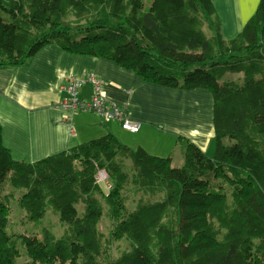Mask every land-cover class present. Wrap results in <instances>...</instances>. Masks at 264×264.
Returning <instances> with one entry per match:
<instances>
[{"label":"trees","instance_id":"trees-1","mask_svg":"<svg viewBox=\"0 0 264 264\" xmlns=\"http://www.w3.org/2000/svg\"><path fill=\"white\" fill-rule=\"evenodd\" d=\"M49 46L160 87L209 91L215 152L182 141L174 167L109 134L28 163L13 158L0 123V264H16L20 246L24 264H264V0L232 40L211 0H0V70ZM7 187L34 223L52 214L67 224L62 235L44 228L19 246L7 232Z\"/></svg>","mask_w":264,"mask_h":264},{"label":"crops","instance_id":"crops-1","mask_svg":"<svg viewBox=\"0 0 264 264\" xmlns=\"http://www.w3.org/2000/svg\"><path fill=\"white\" fill-rule=\"evenodd\" d=\"M211 1L226 40L241 33L260 3ZM89 75L100 80L109 100L142 124L137 134H130L119 123L103 120L94 113L71 116L58 108L65 97L61 87L66 80ZM91 95L92 85L87 83L80 97L88 100ZM0 123L4 145L13 158L28 163L109 134L132 150L143 148L160 158L173 152L182 154L185 140L210 157L215 152L214 99L209 91L160 87L108 60L68 54L57 46L44 48L24 67L0 70Z\"/></svg>","mask_w":264,"mask_h":264},{"label":"built area","instance_id":"built-area-1","mask_svg":"<svg viewBox=\"0 0 264 264\" xmlns=\"http://www.w3.org/2000/svg\"><path fill=\"white\" fill-rule=\"evenodd\" d=\"M87 83L92 85V95L88 100H84L80 94ZM61 91L65 93V97L59 102L58 108L71 116L77 113H94L103 120L119 123L121 128L130 134H137L142 127L140 122L129 118L124 108L106 97L100 80L94 75L86 78L71 76L62 85ZM70 118L69 116L68 120ZM97 183L102 185L107 192L110 191L111 184L104 171L98 172Z\"/></svg>","mask_w":264,"mask_h":264},{"label":"rangeland","instance_id":"rangeland-1","mask_svg":"<svg viewBox=\"0 0 264 264\" xmlns=\"http://www.w3.org/2000/svg\"><path fill=\"white\" fill-rule=\"evenodd\" d=\"M163 158H172L174 167H180L183 164V157L181 152H173V154L167 155ZM99 187L105 194H108L107 190L102 185L99 184ZM19 196L20 192H15L10 187H7L5 192L2 194L1 198L2 202H4L6 199L8 200V205H6L7 232L11 237L19 241V246L22 241V238L34 236L40 238L42 235V230L44 228L51 227L52 233L56 237L62 235L64 229H66L68 226L67 224L61 222L52 214H48L41 224L34 223L27 215V213L20 207L18 202ZM127 208L128 212H131V210L134 208L132 198L128 202ZM111 228V220L107 216H104L100 223L101 232H103L107 237H110ZM112 247L113 255L116 256L119 251H122L127 248V242L125 240L114 241ZM19 249V257L16 260V264H24L29 262L30 257L26 249L22 246H20Z\"/></svg>","mask_w":264,"mask_h":264}]
</instances>
